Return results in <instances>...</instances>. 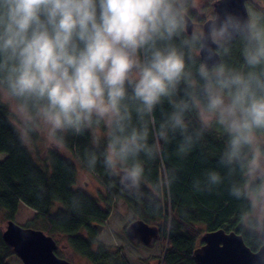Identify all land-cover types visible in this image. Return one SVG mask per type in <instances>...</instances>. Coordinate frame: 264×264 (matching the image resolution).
Returning a JSON list of instances; mask_svg holds the SVG:
<instances>
[{"label": "clouds", "instance_id": "9594fccd", "mask_svg": "<svg viewBox=\"0 0 264 264\" xmlns=\"http://www.w3.org/2000/svg\"><path fill=\"white\" fill-rule=\"evenodd\" d=\"M190 7L191 0H0V89L19 103L26 132L46 126L53 143L103 127L102 150L85 151L87 166L123 170L130 189L143 180L142 156L159 154L150 135L166 144L178 137L183 157L219 129L216 163L226 171L205 170L193 188L211 193L227 183L246 205L242 221L264 232V12H225L189 35ZM236 43L238 64L199 57Z\"/></svg>", "mask_w": 264, "mask_h": 264}, {"label": "trees", "instance_id": "16d2710c", "mask_svg": "<svg viewBox=\"0 0 264 264\" xmlns=\"http://www.w3.org/2000/svg\"><path fill=\"white\" fill-rule=\"evenodd\" d=\"M261 1L264 0H257V3ZM239 48L238 43L234 44L230 52L219 54L220 59L238 64L241 59ZM167 110L165 103L163 111ZM161 121L162 111L158 110L153 128H158ZM96 130L103 134L99 135ZM105 131L103 127H97L79 136L68 134L63 142H52L43 158L37 159L39 152H36L37 161L0 98V154L4 155L0 160V211L4 213V219L14 220L19 206L24 204L35 211L34 218L23 225L24 228L40 220L44 228L35 230L47 235H51L47 230L61 234L77 254L95 264H104L106 255L116 254L96 242L94 235L97 226H104L112 210L111 202L117 199L126 202L134 215L133 220L141 219L159 228V238L166 243L162 264H195L196 240L203 231L202 235L215 230L239 234L252 251H257L264 243L260 232L242 221L246 205L229 195L227 183L211 193L197 192L193 188L194 179H203L207 169L225 173L226 170L216 163L223 147V134L217 130L209 131L183 157L176 152L178 137L166 144L150 135L149 143H158L160 151L151 160L142 156L145 174L136 190L126 187L118 175H110L99 163L95 169L87 166L85 151L96 145L102 150ZM28 134L34 143L38 138L37 130ZM76 162L105 185L109 195L104 201L75 186ZM94 244L96 249H93ZM57 251L55 254L59 256ZM13 254L15 252L3 240L0 230V264H8L6 260ZM116 264L127 263L120 259Z\"/></svg>", "mask_w": 264, "mask_h": 264}, {"label": "rangeland", "instance_id": "374dc122", "mask_svg": "<svg viewBox=\"0 0 264 264\" xmlns=\"http://www.w3.org/2000/svg\"><path fill=\"white\" fill-rule=\"evenodd\" d=\"M213 2L214 0H191V7L189 9L190 13L188 14L194 22L192 31L197 29L202 31L203 23L207 19L213 17ZM246 6L248 10L264 12V1L257 3V0H255V3H248ZM0 98L9 109L10 119L18 128L27 147H30L29 149L35 160L43 158L45 151L51 147L52 143L48 135L47 127L40 126L38 128V138L33 143L29 138L28 132H26L25 113L22 112L19 103L8 98L6 92L3 89H0ZM215 130H217L220 135L223 134L219 129ZM96 132L99 135L103 134V132L99 130H96ZM58 148L61 147L58 146ZM36 152H39L38 156L36 155ZM66 154H68V152H66ZM35 155L37 156V159ZM0 157L3 158L4 155L0 154ZM75 173L77 175V186L79 188H83L86 194L97 197L100 201H104V197L106 198L109 195L107 188L101 183L98 177L85 169L78 162H76ZM120 175H122V170H120V174L118 176L120 177ZM111 204L112 213L110 220L107 219V221L104 222V226H97L96 233L94 235L96 242H99V244L101 243L102 246H105L108 250L110 249L112 252L114 251L116 253L114 255H106V253V257L103 260L104 264L120 263V259L126 261L127 264H162V258L166 252V243H163L164 241L162 238L158 237L149 245H144L141 242H134L130 240L126 235L125 229L128 224L133 221V213L129 211L128 206L123 199H119V201L118 199L114 200V203L112 201ZM101 206H105V203H101ZM34 215L35 211L33 209L26 205H21L18 208L13 221L18 225L23 226L32 218H34ZM7 221L8 220L4 219V213L0 211V230H4ZM27 227L34 229H38L40 227L44 228L40 220L36 221L34 224H28ZM46 232H49L51 234L49 236L55 240L59 257L64 258L73 264H95L89 262L84 257L77 254L73 248L66 243L65 237H63L61 234L51 232L49 230ZM202 233L200 235L201 237ZM201 237L196 240V245L198 246L200 245ZM93 249H96V244L93 245ZM6 261L8 264H23L20 258L15 254L10 256Z\"/></svg>", "mask_w": 264, "mask_h": 264}, {"label": "water", "instance_id": "95a60500", "mask_svg": "<svg viewBox=\"0 0 264 264\" xmlns=\"http://www.w3.org/2000/svg\"><path fill=\"white\" fill-rule=\"evenodd\" d=\"M247 2L255 3V0H214L212 18L218 15L222 17L225 12L245 16L248 10ZM212 18L203 23L202 31L207 30V22ZM193 26L194 22L190 17L188 34L192 33ZM199 57L211 58L210 62L220 59L219 54L210 52L208 48L201 51ZM125 231L130 240L144 245H149L159 237V228L141 219L133 220ZM260 236L264 238V232H260ZM2 238L12 247L23 264H73L55 254V240L41 230L24 228L13 220H8L2 230ZM201 240L203 244L194 250L195 264H264V243L257 251H252L241 235L234 232L225 233L223 230L206 232Z\"/></svg>", "mask_w": 264, "mask_h": 264}, {"label": "crops", "instance_id": "0c3cea01", "mask_svg": "<svg viewBox=\"0 0 264 264\" xmlns=\"http://www.w3.org/2000/svg\"><path fill=\"white\" fill-rule=\"evenodd\" d=\"M0 159H1V157H0ZM76 183H77V182H76ZM76 186H77V184H76ZM21 205H23V206H24V204H21ZM21 205H20V206H21ZM20 206H19V207H20ZM111 213H112V210H111ZM111 213H109V214H110V216H111ZM110 216H109L108 220H110Z\"/></svg>", "mask_w": 264, "mask_h": 264}, {"label": "flooded vegetation", "instance_id": "af4514ba", "mask_svg": "<svg viewBox=\"0 0 264 264\" xmlns=\"http://www.w3.org/2000/svg\"><path fill=\"white\" fill-rule=\"evenodd\" d=\"M201 241H202V240H201ZM201 241H200V242H201ZM202 243H203V241H202ZM200 245H201V243H200ZM200 245H199V246L197 245V247H200Z\"/></svg>", "mask_w": 264, "mask_h": 264}]
</instances>
